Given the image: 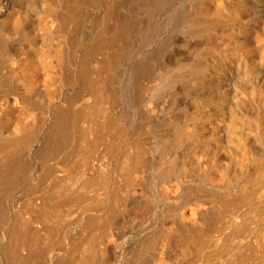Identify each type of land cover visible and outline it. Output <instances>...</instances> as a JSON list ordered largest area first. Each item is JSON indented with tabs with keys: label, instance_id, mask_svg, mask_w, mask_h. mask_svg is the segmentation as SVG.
Masks as SVG:
<instances>
[{
	"label": "bare ground",
	"instance_id": "bare-ground-1",
	"mask_svg": "<svg viewBox=\"0 0 264 264\" xmlns=\"http://www.w3.org/2000/svg\"><path fill=\"white\" fill-rule=\"evenodd\" d=\"M19 260L264 264V0H0V264Z\"/></svg>",
	"mask_w": 264,
	"mask_h": 264
},
{
	"label": "rangeland",
	"instance_id": "rangeland-1",
	"mask_svg": "<svg viewBox=\"0 0 264 264\" xmlns=\"http://www.w3.org/2000/svg\"><path fill=\"white\" fill-rule=\"evenodd\" d=\"M72 192H69L68 191V193L66 194V196L68 195L69 197L72 195L71 194ZM69 199H71V198H69ZM72 200V199H71ZM65 202H68V203H66L65 204V206H67V204H69V202H70V200H68V201H65ZM84 215H86V212L84 213ZM82 217H84V216H80V215H77L76 213H71L70 214V216H69V218H68V220L66 221L67 222V224L69 223L70 225H73V224H77V222L80 220V219H82ZM80 218V219H79ZM135 233V235L134 234H130L129 236H128V234H124L122 237H121V239L120 240H122V238H125V239H123V242H122V244H121V241H119V244H118V250L119 251H117V254H113V253H111V256H112V261H113V263H117L118 261H117V255H120L121 253H123L124 252V250H125V247H126V252L128 253V254H132V252H130V251H133L132 250V248L134 247V245H135V247L133 248V249H135V248H137L138 247V245H140L143 241H144V238L142 237H140V235L137 233V232H134ZM128 236V237H127ZM87 238V237H86ZM84 239V240H89V238H90V236L87 238V239ZM133 240V241H132ZM138 241V242H137ZM63 241H61V239L59 238V239H56L55 240V245H54V247H59L60 245H62V244H65V243H62ZM83 242V241H82ZM135 243H137L138 245H137V247H136V244ZM140 243V244H139ZM121 244V245H120ZM163 243H160L159 244V247L161 248V251L160 252H162V253H164V252H167L168 251V246L167 245H165V244H163L164 245V247H163V245H162ZM120 245V246H119ZM161 245H162V247H161ZM133 246V247H132ZM119 247H121L120 249H119ZM132 247V248H131ZM159 247H158V249H159ZM131 248V249H130ZM124 249V250H123ZM163 249H165L164 251H163ZM123 251V252H122ZM125 252V253H126ZM113 254V255H112ZM130 254V255H131ZM114 255H115V257H114ZM80 256V255H79ZM78 256V257H79ZM114 257V258H113ZM32 262L31 261H28V260H26V261H22V260H19V261H16L15 262V264H31ZM132 264V263H130V262H127L126 264Z\"/></svg>",
	"mask_w": 264,
	"mask_h": 264
}]
</instances>
